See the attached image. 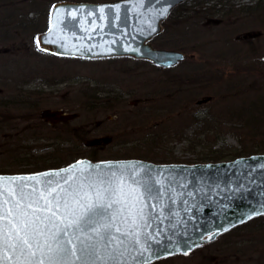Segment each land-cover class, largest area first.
<instances>
[{
  "label": "rangeland",
  "instance_id": "1",
  "mask_svg": "<svg viewBox=\"0 0 264 264\" xmlns=\"http://www.w3.org/2000/svg\"><path fill=\"white\" fill-rule=\"evenodd\" d=\"M18 1L0 0V18H31L47 28L34 9L37 2ZM198 2L183 1L166 17L183 15L175 26L168 24L166 36L182 33V47L190 40V49L151 42L184 53L168 68L124 56H55L36 42L46 28L32 41V29L23 37L15 22L0 21V100L9 111L7 122L0 121V174L35 173L83 158L191 165L264 154V0ZM189 8L212 11L198 24L192 18L188 23L183 10ZM163 29L161 23L158 35L165 37ZM47 111L70 118L53 122L43 117ZM105 137L110 142L87 145ZM215 155L224 158L213 161ZM148 264H264V216L186 255Z\"/></svg>",
  "mask_w": 264,
  "mask_h": 264
},
{
  "label": "water",
  "instance_id": "2",
  "mask_svg": "<svg viewBox=\"0 0 264 264\" xmlns=\"http://www.w3.org/2000/svg\"><path fill=\"white\" fill-rule=\"evenodd\" d=\"M183 1L186 0L57 2L49 8L47 28L37 36L36 42L39 40L37 44L42 49L57 56L88 59L127 56L148 60L162 68L172 67L185 58L184 53L154 47L150 41L160 33L161 23L170 11ZM43 117L53 122L70 118L59 111L43 112ZM109 140L108 137L92 139L87 144H105ZM109 165L142 166L129 167V172L151 169L156 187L163 192L159 200L148 201L149 206L161 205L152 213L159 219L153 221L150 229L160 232L150 240V250L139 257L143 264L177 254L186 255L230 229L264 215V154L191 165L142 159L94 161L83 158L35 173L0 174V189H10L13 185L8 182L17 178H37L41 181L38 186L42 187L47 178L45 174L75 170L79 175L80 166L91 171L96 166L108 170ZM156 170H162L167 177L163 185L159 183L161 176ZM35 183L34 179L18 181L19 185L27 184V190Z\"/></svg>",
  "mask_w": 264,
  "mask_h": 264
},
{
  "label": "snow or ice",
  "instance_id": "3",
  "mask_svg": "<svg viewBox=\"0 0 264 264\" xmlns=\"http://www.w3.org/2000/svg\"><path fill=\"white\" fill-rule=\"evenodd\" d=\"M129 167L142 168L80 166L79 175L45 174L42 187L37 178L9 181L13 187L0 189V264H143L139 257L160 232L150 229L161 205L148 201L163 192L153 170ZM156 171L163 185L167 177ZM20 179L36 183L27 190Z\"/></svg>",
  "mask_w": 264,
  "mask_h": 264
},
{
  "label": "trees",
  "instance_id": "4",
  "mask_svg": "<svg viewBox=\"0 0 264 264\" xmlns=\"http://www.w3.org/2000/svg\"><path fill=\"white\" fill-rule=\"evenodd\" d=\"M24 1H26V0H19L18 2L23 3ZM38 1H40V2H38ZM56 1L57 0H30L26 4H28V3L29 4H32L34 2H37V3L34 4V9L36 10V14H38V17L39 18L43 17V19L46 21L47 20L48 11H49L48 8H50L52 4L56 3ZM58 1H62V0H58ZM63 1H65V0H63ZM68 1H71V2L72 1H75V2L84 1V2H86L88 0H68ZM188 1H190V0H188ZM203 2H207V0H205V1L204 0H200V2H198L199 7L203 4ZM41 6L44 7L42 10L39 9ZM181 7H182V5H179L176 8H174L173 11L174 10L176 11V10L180 9ZM199 10L201 11V9H199ZM199 10L196 11L195 9H191V8H189L187 10H183V12H185V13L188 14V15L184 16L185 19L187 21H189L188 23H190V19L192 18L193 21H194V19L197 20L198 21L197 24H198L199 22L203 21L202 18L203 19L206 18L207 14L209 12H210L209 14L211 15V11H212V9H210V8H208V10H204V11L202 10L203 12H200ZM182 16L179 15V16L175 17V19H172L170 16H169L170 18H166L165 19L166 21L163 22L164 29L162 31L163 33L165 32L164 33L165 34V37H162L161 35H157L156 37H154L152 39V42L153 41L154 42H157L158 44H160L161 47H163V46H169V47H173L175 49L178 48V47H181L182 48L181 49L182 51L187 50V49H190V47L188 46V43L190 42V40H187L186 46L182 47L183 44H184V42H185V39L183 41L180 40L181 38H185L182 35V33L175 35L176 38H173L174 37V33H177L178 31L169 32V35L166 36L167 35L166 33H168V24H170L169 25L170 27L175 26V24H178L177 23L178 22V19L177 18H181ZM7 19H9L10 21H13V23L15 22V28H18L20 31H22V34L23 35H21V36H23V37H24V33H29L28 31H30L32 29V31H33V33H32V41L35 39V35L37 33L42 32L46 28V24L45 25H40L39 23H37V20H34V19H31L30 18V20H27L26 19L27 20V23H23L24 22L23 21L24 19L19 18V20H16V18L13 15H5V16H2L0 18V21H3L4 22ZM185 19H183V20H185ZM188 27H189V24L188 25H185V28H188ZM183 31H185L184 30V27H183ZM185 32L187 33L189 31H185ZM5 33H6V30L3 32V34H1V37H4V39L7 38V33L6 34ZM179 42H182V43H180V45H179L178 44ZM4 102H5L4 100H0V108L2 109V111L0 112V114H1L0 115V121L6 123L7 122L6 118H7V114L9 113V111H7L8 109L6 110L5 105H4ZM11 120H13V119H11ZM3 127H5V126L4 125H1V128L2 129H3ZM237 155H239V154H237ZM237 155L230 156V157H237ZM221 158L223 159L224 156L222 157L220 155H215V156H213V159L212 160L213 161H218V160H221Z\"/></svg>",
  "mask_w": 264,
  "mask_h": 264
},
{
  "label": "flooded vegetation",
  "instance_id": "5",
  "mask_svg": "<svg viewBox=\"0 0 264 264\" xmlns=\"http://www.w3.org/2000/svg\"><path fill=\"white\" fill-rule=\"evenodd\" d=\"M236 68H237V67H236ZM209 73H210V75H212V76L214 75V77L216 78V76H217L216 73H217V72L212 73V72L209 71ZM238 74H239V72H238L236 75H234V76H236V77L238 78V77H239V76H237ZM217 77H218V76H217ZM231 78H232V77H231ZM220 79H222V76H220V77L217 78V80H220ZM229 79H230V78H229ZM230 89H231V88H230ZM210 99H212V97L208 96V97H206L205 99L200 100V101H201V102H204V101H208V100H210ZM87 143H88V142H87ZM99 145H100V144H99Z\"/></svg>",
  "mask_w": 264,
  "mask_h": 264
}]
</instances>
